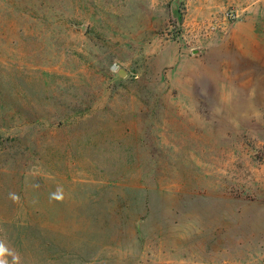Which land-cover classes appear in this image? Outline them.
<instances>
[{"label":"rangeland","instance_id":"374dc122","mask_svg":"<svg viewBox=\"0 0 264 264\" xmlns=\"http://www.w3.org/2000/svg\"><path fill=\"white\" fill-rule=\"evenodd\" d=\"M3 264H264V0H0Z\"/></svg>","mask_w":264,"mask_h":264},{"label":"clouds","instance_id":"9594fccd","mask_svg":"<svg viewBox=\"0 0 264 264\" xmlns=\"http://www.w3.org/2000/svg\"><path fill=\"white\" fill-rule=\"evenodd\" d=\"M4 251L3 247L0 246V253H2ZM0 264H3V261H0Z\"/></svg>","mask_w":264,"mask_h":264}]
</instances>
